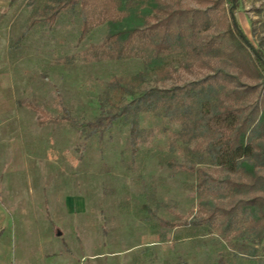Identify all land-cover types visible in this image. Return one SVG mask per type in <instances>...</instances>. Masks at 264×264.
<instances>
[{
	"label": "rangeland",
	"instance_id": "rangeland-1",
	"mask_svg": "<svg viewBox=\"0 0 264 264\" xmlns=\"http://www.w3.org/2000/svg\"><path fill=\"white\" fill-rule=\"evenodd\" d=\"M61 1L0 0V264H264L249 216L223 234L193 224L214 205L264 195L262 185L228 182L246 181L252 168L264 176L260 149L229 159L220 144L230 126L202 119L222 106L264 109V75L231 60L220 36L227 3L145 0L108 18L95 8L79 40V3L48 19ZM173 8L206 10L208 27L173 30L182 41L149 63L112 56L107 34L144 29ZM234 18L264 52V0H239ZM131 91L153 96L130 104ZM253 143L264 147V134Z\"/></svg>",
	"mask_w": 264,
	"mask_h": 264
},
{
	"label": "trees",
	"instance_id": "trees-1",
	"mask_svg": "<svg viewBox=\"0 0 264 264\" xmlns=\"http://www.w3.org/2000/svg\"><path fill=\"white\" fill-rule=\"evenodd\" d=\"M144 1L145 0H64L58 4L48 19L53 21L61 8L79 3L82 15V28L79 35V40H81L88 32L87 13L89 10L99 8L104 18H108L112 15V8L114 7V10L128 9L133 11ZM201 1L216 4V0ZM224 1L227 3L229 23L225 33L220 36L224 35L230 45V50L227 53L228 57L243 68L253 69L256 76L260 77V74L264 75V52L261 49H256L258 55H255L247 47L240 36L242 30L239 28L234 18V11L239 0ZM205 11L206 10L200 11L191 8L169 9L164 12L162 17L158 18L157 21L149 24L144 29L134 25H128L110 32L105 37L104 43H115V51L112 53L114 58H128L139 55L142 57L145 56L144 59L149 63L150 60L158 58L161 52L167 50L171 46L174 38L182 41V37L178 35L181 33L178 32L173 36L175 33L173 30L186 29L185 35H189L191 33H196L198 28L203 30L206 29L209 23ZM150 35L153 36L149 38ZM154 38L155 40L157 38V41L154 42L153 45L150 43V48L145 46L149 43L148 40H154ZM139 51H142V53H138ZM144 51H148L149 53L145 54ZM253 88L254 87L251 89L253 90ZM208 89L209 86L206 87L205 91ZM169 91H171V89H164L157 91V93L163 94ZM152 92L153 91H131L130 95L133 99L130 101V104H133L136 100L151 98L150 96H153L151 95ZM172 109L173 96L170 95L167 99L166 110L169 112ZM126 111L127 108L123 106L120 112L99 116L95 118L92 123H109ZM201 113L203 116L202 119L204 118L206 123L212 120L215 121V124L221 122L224 123V125L230 126L227 129L228 134L220 144V146L224 147V154L227 155L226 157L229 159L243 158L249 154L254 157L255 154L253 150L255 148L260 149V154L264 155V147L253 143L258 133L264 134V109L259 110V106L256 102H250L247 105L238 107L222 106L213 112L202 111ZM61 118L69 119L70 117L66 114ZM136 125L135 119H132L130 123V132L132 134L135 133ZM212 150L220 154L218 147H213ZM256 157L257 156H255V158ZM197 172L201 175H205L204 171L201 169H197ZM249 172L250 175L246 181L228 182L236 189L246 188L254 190L262 185L260 191L264 192V176L259 175L254 168L250 169ZM246 215L249 216L246 228L254 234V238L257 242H260L264 238V195L262 194H251L248 198L237 199L227 207L223 205H214L205 216L194 220L193 224H216L219 227V232L223 234L236 227L240 216L242 218ZM168 225L173 226V223H169Z\"/></svg>",
	"mask_w": 264,
	"mask_h": 264
},
{
	"label": "water",
	"instance_id": "water-1",
	"mask_svg": "<svg viewBox=\"0 0 264 264\" xmlns=\"http://www.w3.org/2000/svg\"><path fill=\"white\" fill-rule=\"evenodd\" d=\"M234 21V18H233ZM239 29V28H237ZM240 36L242 38V40L244 41V43L247 45V47L255 54L258 55L256 49L249 43L248 39L244 36V34L242 32H240Z\"/></svg>",
	"mask_w": 264,
	"mask_h": 264
}]
</instances>
